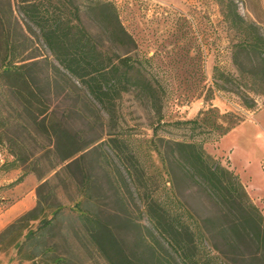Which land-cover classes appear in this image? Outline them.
I'll list each match as a JSON object with an SVG mask.
<instances>
[{
	"label": "trees",
	"instance_id": "trees-1",
	"mask_svg": "<svg viewBox=\"0 0 264 264\" xmlns=\"http://www.w3.org/2000/svg\"><path fill=\"white\" fill-rule=\"evenodd\" d=\"M216 1L233 32L230 48L239 75L264 86V33L254 21L238 12L234 0ZM16 2L21 19L14 15L11 0L0 3V144L12 156L7 168L28 167L24 139L11 133V128L17 132L32 131L51 144L48 150L54 161L49 164L50 169L36 171L34 165L30 170L23 168V173L37 172L40 179L83 150L84 145H77L81 132L70 129L51 108L55 94L70 96L74 101L70 109L79 117L95 120L104 112L116 120L118 100L123 93L134 91L148 99L161 118L159 92L153 78L144 71L142 58L131 53L134 38L121 23L113 3L83 1L86 14L94 17L108 37L111 48L106 50L82 24L76 0ZM39 40L49 55L32 51L34 41ZM118 48L124 51L119 52ZM241 58L250 63V70L241 69ZM212 78L213 85H207L204 93L207 105L191 118L170 122L186 128L187 137L166 139L164 147L154 148L167 180L173 183L174 173L190 180L216 209L204 218L203 226L193 218L187 221L184 214L188 210L173 196L150 189L151 173L139 163L132 146L116 136L109 137V145L120 161L129 165L123 167L124 172L142 198L150 228L138 233L134 248L127 249L109 221L92 210L90 204L73 203L71 210L108 264H264V215L249 197L238 174L203 147L206 141L218 140L243 121L242 115L229 110L220 112L210 102L214 89H224L225 84L235 82L237 77L214 66ZM257 91L264 93V87ZM236 92L247 107L254 105L245 92L240 89ZM8 108L15 111L12 119L7 115ZM82 157L80 154L66 166L78 164ZM77 169L85 195L92 180L82 167ZM47 185L48 179L40 182L35 205L0 230V252L15 249L17 261L12 264H38L36 258L42 260L40 264H66L65 257L50 254L49 246L42 245L45 231L64 206L48 202L52 190L43 193Z\"/></svg>",
	"mask_w": 264,
	"mask_h": 264
},
{
	"label": "rangeland",
	"instance_id": "rangeland-1",
	"mask_svg": "<svg viewBox=\"0 0 264 264\" xmlns=\"http://www.w3.org/2000/svg\"><path fill=\"white\" fill-rule=\"evenodd\" d=\"M2 0H0L1 3ZM79 4L81 22L109 50L111 45L107 35L102 33L93 16L85 12V0ZM114 4L121 23L134 38L135 46L130 51L138 54L143 61V69L153 78L160 95L161 118L151 102L134 91L123 93L117 102V119L109 118L104 112L95 120L77 116L70 108L74 101L70 96L55 94L51 108L56 116L72 130L81 132L77 145H84L82 151L50 170L43 178L37 172L23 173V168L36 171L50 169L54 161L49 152L51 144L36 133L13 128L11 133L24 139L26 163L28 167L7 168L12 156L4 144H0V230L24 211L32 208L37 199V185L48 179L43 193L52 190L48 202L61 204V214L53 225L45 231L42 245L66 259V264H108L85 232L82 222L70 206L82 201L103 219L109 221L115 234L124 241L127 249L136 245L138 233L150 228L144 212L142 198L136 193L113 148L109 137L116 136L126 141L136 151L139 163L151 173L149 187L156 193L173 196L188 211L187 221L195 219L204 225V218L214 211L204 192L190 180L174 173L167 180L162 162L155 145L165 146L166 139L186 138L189 131L176 127L170 122L193 117L200 108L207 105L204 93L207 85H213V67L220 68L228 75L237 77L228 82L224 89H214L210 102L220 112L234 111L243 116V121L218 140H208L203 144L207 153L232 169L240 178L251 200L264 215V93L261 85L254 84L239 75L232 61L231 38L233 32L223 18L216 0H103ZM238 12L247 20L254 21L264 33V0H234ZM14 15L21 19L16 0H11ZM123 52V48L117 49ZM32 51L49 55L42 41H34ZM242 70H250V63L241 58ZM237 89L245 92L254 105L247 107ZM10 118L15 111L8 108ZM223 138V139H222ZM222 139V140H221ZM237 150L242 158L251 159V168L237 169L230 158L229 148ZM224 147V148H223ZM227 147V148H225ZM83 154L78 164H66ZM258 161L257 169L254 167ZM36 159H38L37 162ZM129 163V162H128ZM77 167H82L91 177L88 192L83 195ZM258 178H257V177ZM21 177L20 180H17ZM259 179V183L253 179ZM126 219L129 222H126ZM126 222V223H125ZM34 221L33 225H36ZM152 241V240H151ZM17 261L14 248L0 252V264ZM40 264L42 260L36 258Z\"/></svg>",
	"mask_w": 264,
	"mask_h": 264
},
{
	"label": "crops",
	"instance_id": "crops-1",
	"mask_svg": "<svg viewBox=\"0 0 264 264\" xmlns=\"http://www.w3.org/2000/svg\"><path fill=\"white\" fill-rule=\"evenodd\" d=\"M224 137V136H223ZM223 139V138H222ZM221 139V140H222ZM228 148H229V152H230V158L232 159V162H233V164H234V166H236L237 167V169L239 168V169H243V168H247V170L249 171V172H251L250 171V168H251V159L249 158V157H245V158H242L241 157V155H239V154H237V150L235 149L234 151H232V147L229 145V146H227ZM227 147H225V148H227ZM224 148V147H223ZM259 159H260V157L257 159V163H256V165H255V167H254V170H256L257 169V166H258V161H259ZM257 177V176H256ZM258 178V177H257ZM253 181L254 182H256V183H259V179H253ZM261 190H264V184H262V188H261Z\"/></svg>",
	"mask_w": 264,
	"mask_h": 264
}]
</instances>
